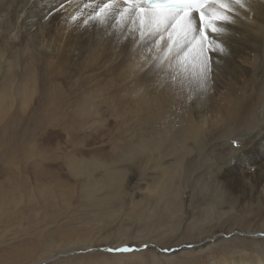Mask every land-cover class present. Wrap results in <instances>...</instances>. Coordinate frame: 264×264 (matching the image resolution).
<instances>
[{"label": "rangeland", "instance_id": "374dc122", "mask_svg": "<svg viewBox=\"0 0 264 264\" xmlns=\"http://www.w3.org/2000/svg\"><path fill=\"white\" fill-rule=\"evenodd\" d=\"M10 1L0 0V264H231L264 254V184L250 162L260 155L244 154L257 116L164 130L148 110L119 114L97 93L102 75L85 47L100 39L123 52L137 26L71 16L50 35L25 32L26 14L8 12ZM69 44L80 60H62Z\"/></svg>", "mask_w": 264, "mask_h": 264}, {"label": "bare ground", "instance_id": "6f19581e", "mask_svg": "<svg viewBox=\"0 0 264 264\" xmlns=\"http://www.w3.org/2000/svg\"><path fill=\"white\" fill-rule=\"evenodd\" d=\"M105 2L106 0H11L10 9L7 6V11L14 12L15 15L18 12L26 14L22 21L25 32L46 26L50 35L52 25L68 20L71 16L93 17ZM122 7L124 6L120 3L116 5L119 10H122ZM247 8L249 10L242 12L234 21L225 23L226 30L220 36L208 33L210 38L222 42L225 51L206 53L210 57L212 71L207 85L203 88L199 87L194 79H188L187 74L181 75L176 69L175 60L158 59L162 55L161 36L155 33L140 35L136 42L130 43L129 48L116 54L108 51L100 39H96L93 46L87 43L85 52L90 64L93 62L92 66L97 75H102V80L95 88L97 93L99 96H109L119 114L125 112L140 114L148 110L152 119L168 123L164 130L171 127V121L187 128L199 122L203 126L222 127L241 119L243 121V118L248 116H257L256 124L253 122L254 127L250 129L251 139L246 140V145L250 144L244 154L259 153L260 157L251 156L250 162L259 172L255 183L262 186L264 149L259 148L256 138L264 140V0H248ZM115 15L117 14L113 12L109 16ZM124 31L131 32L129 27L124 28ZM88 34L89 30L85 29L84 35ZM163 38L167 40L166 33H163ZM68 47L63 61L80 60L83 57L84 53L77 44H69ZM142 47L151 49L146 53L141 50ZM46 50L48 54L56 52V48L54 52L49 48ZM133 55H136V60ZM188 97L191 99H187ZM150 103L152 105L149 107ZM179 106H182L183 110ZM143 110L145 111L142 112ZM191 110L195 111L196 116L199 115L195 121L190 117ZM164 133H157L149 147L158 146L159 141L166 137ZM238 136L237 140L244 139L241 135ZM145 141L148 143L147 139ZM177 148L180 150V147ZM162 162L163 166L167 165L163 169L166 176L162 173L167 178L161 183L162 189H166L173 166L169 160ZM251 164H248L249 169L253 168ZM120 170L116 172L120 173ZM226 174L228 178L232 173ZM113 175L114 172L106 173L103 176V183L112 184ZM231 264H264V254L256 258H239Z\"/></svg>", "mask_w": 264, "mask_h": 264}, {"label": "snow or ice", "instance_id": "6c2138e0", "mask_svg": "<svg viewBox=\"0 0 264 264\" xmlns=\"http://www.w3.org/2000/svg\"><path fill=\"white\" fill-rule=\"evenodd\" d=\"M120 3L122 10L116 8ZM248 0H106L95 18L101 20L115 12L118 22L131 23L134 30L161 36L160 61H176L181 75L187 74L201 88L209 81L212 65L208 52L223 53L225 48L216 37L225 32V23L248 11ZM76 19V17H73ZM167 34V40L163 38ZM234 146L236 142L233 141ZM130 248L115 251H131ZM112 251V249H109Z\"/></svg>", "mask_w": 264, "mask_h": 264}]
</instances>
